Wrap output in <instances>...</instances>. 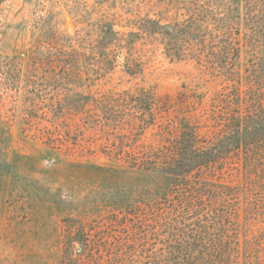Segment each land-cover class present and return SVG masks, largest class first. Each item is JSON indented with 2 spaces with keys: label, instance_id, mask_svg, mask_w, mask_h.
<instances>
[{
  "label": "rangeland",
  "instance_id": "374dc122",
  "mask_svg": "<svg viewBox=\"0 0 264 264\" xmlns=\"http://www.w3.org/2000/svg\"><path fill=\"white\" fill-rule=\"evenodd\" d=\"M263 50L264 0H0V264H185L144 167L183 117L200 147L222 136L215 98ZM204 173L245 185L235 154ZM235 201L214 264H264V188Z\"/></svg>",
  "mask_w": 264,
  "mask_h": 264
},
{
  "label": "trees",
  "instance_id": "16d2710c",
  "mask_svg": "<svg viewBox=\"0 0 264 264\" xmlns=\"http://www.w3.org/2000/svg\"><path fill=\"white\" fill-rule=\"evenodd\" d=\"M174 30L179 32L175 27ZM165 33L170 32L166 30ZM225 68L232 69L228 65ZM253 71L250 78L254 81L247 88L234 85V88L215 98L222 103V136L209 146L200 147L195 125L190 118L183 117L180 120L179 137L173 143L155 150L154 161L149 162L150 164L146 162L144 167L158 183L170 188L172 198L166 199L168 202L164 207L157 205L150 209L153 213L161 210L155 215V224L171 234L175 240L171 242L172 246L179 245L186 250L185 264H214L215 252L225 254L224 246L227 241H224V237L227 232L222 230L226 229L225 222L232 213L226 206H234V215L239 217L235 201L238 194L242 191L248 194L264 188V50ZM137 100L142 116L151 112L156 103L149 94H144ZM165 101L161 100V108L165 107ZM151 122L145 118L140 127L146 128ZM231 154L240 157L246 174L245 185L240 191L238 185L215 181L204 173ZM83 253L84 251L78 255ZM69 261L65 260L63 264H70ZM220 264L240 262L237 258L223 260Z\"/></svg>",
  "mask_w": 264,
  "mask_h": 264
}]
</instances>
